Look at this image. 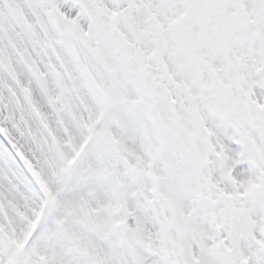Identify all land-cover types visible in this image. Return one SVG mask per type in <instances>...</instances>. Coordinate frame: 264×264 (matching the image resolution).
I'll list each match as a JSON object with an SVG mask.
<instances>
[{
    "label": "snow or ice",
    "instance_id": "snow-or-ice-1",
    "mask_svg": "<svg viewBox=\"0 0 264 264\" xmlns=\"http://www.w3.org/2000/svg\"><path fill=\"white\" fill-rule=\"evenodd\" d=\"M0 264H264V0H0Z\"/></svg>",
    "mask_w": 264,
    "mask_h": 264
}]
</instances>
